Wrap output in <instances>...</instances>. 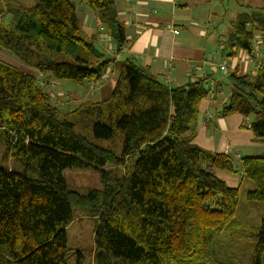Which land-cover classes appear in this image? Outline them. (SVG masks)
I'll use <instances>...</instances> for the list:
<instances>
[{"label": "trees", "instance_id": "trees-1", "mask_svg": "<svg viewBox=\"0 0 264 264\" xmlns=\"http://www.w3.org/2000/svg\"><path fill=\"white\" fill-rule=\"evenodd\" d=\"M79 1L119 51L125 32L113 0ZM11 14L0 22V48L24 66L79 83L107 82L113 69L116 82L103 100L63 111L32 74L0 61L2 162L18 164L0 165V264H66V228L76 208L96 221L95 264H212L217 236L240 223L234 213L241 183L229 187L214 171L251 180L246 204L259 207L264 153L239 158L237 168L230 153L194 143L199 103L215 92L208 79L169 86L130 60L113 63L84 33L72 0H36L30 11ZM255 33L264 48V0L237 16L224 44L251 60ZM215 52L228 64L232 53ZM226 85L219 114L250 118L242 126L264 144V64L255 75L229 70ZM107 164L122 173L103 169ZM67 168L98 171L102 189H69ZM259 255L250 264H261Z\"/></svg>", "mask_w": 264, "mask_h": 264}, {"label": "crops", "instance_id": "crops-1", "mask_svg": "<svg viewBox=\"0 0 264 264\" xmlns=\"http://www.w3.org/2000/svg\"><path fill=\"white\" fill-rule=\"evenodd\" d=\"M225 1L117 0L114 5L113 0L118 21L124 28L125 43L118 51L110 39L101 38L102 34L100 39L103 51L113 56V63L130 60L169 86L178 87L197 78L208 79L215 92L199 103L194 143L203 149L230 153L239 159L264 153V144L255 140L252 132L242 126L247 123L242 115L219 114L229 95V88H224L227 73L237 67L240 72L255 75L256 67L264 64V48L255 44L252 59L248 60L250 55L247 52L224 44L225 36L219 34L217 25L221 24V16L228 7L223 5ZM242 1L256 5L258 0ZM77 4L81 23L96 39L92 32L95 15L79 0ZM217 47L225 55L232 53L225 72L218 70L221 59L215 52ZM110 73L107 83L115 74L113 69ZM188 73L191 74L189 77ZM214 173L229 187L235 188L240 183L239 173L222 170Z\"/></svg>", "mask_w": 264, "mask_h": 264}, {"label": "rangeland", "instance_id": "rangeland-1", "mask_svg": "<svg viewBox=\"0 0 264 264\" xmlns=\"http://www.w3.org/2000/svg\"><path fill=\"white\" fill-rule=\"evenodd\" d=\"M35 2L36 0H0V22L4 21L5 24L8 23L12 17L11 12L18 9L26 12L30 11ZM72 2H74L76 6L78 5V0H72ZM116 4L117 0H114V5ZM223 5L228 7L224 15L221 16L222 22L220 25H217V27H219L217 30L219 34L225 36L229 32L231 23L237 16L249 13L250 10L256 11L258 9L257 6L260 5V0L257 1L256 5L253 2L248 3V1L243 2L242 0H227L223 2ZM80 16L83 15L80 13ZM98 27L99 22L97 19H94L92 24L94 30H92V32L97 36L95 45L102 51L103 47L100 34H102L101 38H110L105 31H99ZM82 28L88 38L93 39L91 34L86 32L83 24ZM258 40L259 36L255 33L253 44H256ZM104 54L106 58H110L113 61V56L106 52H104ZM119 60L121 61V58ZM0 61L22 68L29 74H32L43 91L50 96L51 103L57 105L63 111L70 110L83 101L103 100L111 92L116 82V74L110 78L108 83L101 80L90 83L87 81L79 83L72 82L71 80L54 79L48 73H40L24 66L13 53L5 51L2 48H0ZM223 62L224 60H221L220 64ZM226 63L225 61V64ZM113 65L114 64H112V66ZM225 71H227V69ZM227 87L226 85L224 88L227 89ZM248 121H250V118L247 119V122ZM116 150H118V147H116ZM2 154L3 146L0 144V165L2 164L9 168H18V164L12 159L7 162H2ZM233 160L235 166L238 168L239 159L233 156ZM103 169L110 170L117 175L122 173L121 170L110 164L105 165ZM62 176L68 188L77 192H85L90 189L101 190L103 187L100 173L92 168H67L63 170ZM240 181V190L234 213L235 220L240 223L235 228L223 231L217 236V240L215 244H213L210 253L212 264L215 262L222 264H250L257 253L260 254V263L264 264V243H262L261 246L259 244V230L262 226V220H264V204H261L259 207H253L249 205V203L246 204V194L253 189V183L246 178ZM95 222V219L89 215L86 209L76 208L74 210L73 221L66 228V264H77L78 262H80V264H95L93 260V233Z\"/></svg>", "mask_w": 264, "mask_h": 264}, {"label": "built area", "instance_id": "built-area-1", "mask_svg": "<svg viewBox=\"0 0 264 264\" xmlns=\"http://www.w3.org/2000/svg\"><path fill=\"white\" fill-rule=\"evenodd\" d=\"M218 67H219V69H220L221 72H225V70H226L227 67H228V64H225V61H224L222 64L219 63ZM190 75H191L190 73L187 74L188 77H189ZM102 81H103V80H102Z\"/></svg>", "mask_w": 264, "mask_h": 264}]
</instances>
